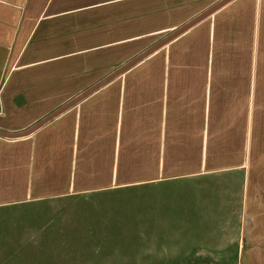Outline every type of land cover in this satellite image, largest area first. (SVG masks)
Returning a JSON list of instances; mask_svg holds the SVG:
<instances>
[{
  "label": "crops",
  "instance_id": "crops-1",
  "mask_svg": "<svg viewBox=\"0 0 264 264\" xmlns=\"http://www.w3.org/2000/svg\"><path fill=\"white\" fill-rule=\"evenodd\" d=\"M134 196L144 241L264 264V0H0V258Z\"/></svg>",
  "mask_w": 264,
  "mask_h": 264
},
{
  "label": "rangeland",
  "instance_id": "rangeland-1",
  "mask_svg": "<svg viewBox=\"0 0 264 264\" xmlns=\"http://www.w3.org/2000/svg\"><path fill=\"white\" fill-rule=\"evenodd\" d=\"M138 197L134 196L128 202L129 208L123 210L126 214H134L128 218L129 223L112 221L103 226L106 223L95 219L96 216L83 222L82 231L76 236L68 234L67 240L61 237L60 241L42 244L36 249L43 252L40 256L16 258L8 255L0 258V264H188L186 242H172V237L167 235L156 236L152 242L143 240ZM147 239L152 240L149 236ZM0 246L14 245L0 243ZM233 264H236L235 260Z\"/></svg>",
  "mask_w": 264,
  "mask_h": 264
},
{
  "label": "water",
  "instance_id": "water-1",
  "mask_svg": "<svg viewBox=\"0 0 264 264\" xmlns=\"http://www.w3.org/2000/svg\"><path fill=\"white\" fill-rule=\"evenodd\" d=\"M188 29V27H185L183 29H181L179 32H177L176 34H174L173 36H171L168 40L162 42L161 44H159L158 46H156L155 48H152L151 50L145 52L143 55L139 56L138 58H136L135 60H133L128 66L124 67L123 69H121L119 72H117L116 75H119L123 72H125L126 70H128L129 68H131L132 66L136 65L137 63H139L140 61H142L144 58L148 57L149 55H151L153 52H155L157 49H159L160 47H162L163 45L167 44L168 42H170L171 40L175 39L176 37H178L180 34H182L183 32H185ZM115 75V76H116ZM110 80V79H108ZM107 80V81H108ZM102 82L100 84H98L95 88H93V90L99 89L100 87H102L103 85L106 84V82Z\"/></svg>",
  "mask_w": 264,
  "mask_h": 264
}]
</instances>
